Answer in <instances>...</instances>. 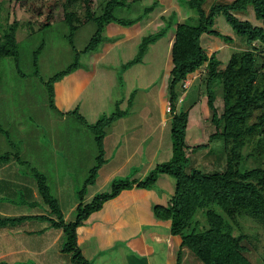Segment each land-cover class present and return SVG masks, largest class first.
Segmentation results:
<instances>
[{"label":"rangeland","instance_id":"rangeland-1","mask_svg":"<svg viewBox=\"0 0 264 264\" xmlns=\"http://www.w3.org/2000/svg\"><path fill=\"white\" fill-rule=\"evenodd\" d=\"M65 1L67 0H59L54 11L55 20H51L48 26L40 27L36 18L19 6L18 0H0V7H3L0 8V18L7 23L9 39L16 41L19 51V61L14 55L0 57V125L5 129V132L0 130V154L9 150L21 151L19 158L13 155L9 162V165L16 168V178L13 177L15 173L9 171L10 167L8 169L3 165L5 163H0V176L10 181L8 183H12L13 189L11 190V185L4 190L0 188V209L9 210L10 214L40 209L46 212L48 209L39 193L37 178H34L37 169L46 175L50 191L57 197L64 215L69 214L70 219L74 218L76 206L69 212L70 206L79 202L77 190L83 187L98 154L90 125L76 113L70 112L78 106V111L86 117L89 124L96 122L103 113L118 111V107L124 112L127 110V114L119 118L118 122L109 125L116 135L115 140L133 142L138 136H145L144 143L140 145L143 149L150 144L153 145L150 152L160 148L155 155L148 150L142 152L144 156L138 158L139 163L123 166L121 171L113 172L112 178L104 180L103 185H100L109 168H114L117 157L116 154L113 155L115 145H112L111 138L105 137V157L108 161L100 169L95 182L87 186L88 194L85 199L89 191L95 194L109 190L114 177L143 178L147 169L156 164L152 160L154 156L156 161H165L172 155V114L165 109L170 99L168 83L172 66L171 37L175 32L171 28L159 38L153 34L165 25L162 15H170L175 11L179 20H186L188 9L185 0H159V5L153 11L129 26L109 22L104 31L106 37L95 51H82L95 33L94 20L79 24L72 34L73 43L69 40L71 30L62 20ZM103 1L89 0L88 3L92 10H97ZM153 1L155 0H135L130 5L119 7L116 14L123 18H134L142 14L145 5ZM214 1L228 0H207L206 7ZM80 12L81 16L85 14L82 9ZM238 15L254 23L261 22L253 10L248 14ZM215 28L223 34L233 33L231 25L222 14L217 16ZM150 35L155 39L144 46L147 51L139 50L140 43ZM202 43L209 53L213 49H219V56L225 61L234 51L231 45L227 46L225 38L215 35L204 34ZM76 53L79 56V68L75 73L67 74L59 80L58 86L56 83L55 101H59L58 107L65 111V116L62 117V112L50 107L45 82L74 63ZM35 58L37 65L34 64ZM135 58L137 62L133 63ZM129 61L130 64L127 65ZM189 78L191 84L185 91L180 92L179 85L176 89L177 94L181 93V97L185 99L178 104L179 107H190L193 104L186 139L189 145L210 142L211 134L216 132L218 126L223 127V122L219 125L213 120V109L208 104L206 69L190 73ZM77 82H85V85L76 94L74 85ZM65 96L71 99L69 108L68 104H62ZM215 96L217 109L222 111L220 87L215 88ZM129 102L132 105L128 107ZM135 102L138 109L133 108ZM165 117L166 124L163 122ZM124 123L131 128L126 130L125 126L122 127ZM137 123L143 127H137ZM214 143L216 142L212 141L208 148L204 145L197 151L190 150L191 161H197V165H204L208 170L221 167L224 160L214 150L218 148ZM23 179L29 186L27 189H36L39 193L36 197L30 192L31 197H28L26 188L18 185L22 184ZM153 188L155 194L148 197L147 205L151 202L164 204L175 191V180L168 174H161ZM24 198L36 207L25 206L27 204L22 203L25 202ZM48 224L47 220L33 217L15 227H2L0 260L5 264H75L70 253L61 251L63 232L54 240L61 229H45ZM114 226L105 225L104 231L99 227L101 232L94 229V233L80 245L92 264H129V257L137 255L138 249L122 236L127 229ZM128 230L131 232L132 228ZM258 232V248L252 247L250 251L252 264H264V229L259 228ZM169 234V224L156 226L154 244L162 259L173 264L177 261L178 242L174 241L171 247L173 250H168L166 239ZM181 254L183 264H204L188 247H184Z\"/></svg>","mask_w":264,"mask_h":264},{"label":"trees","instance_id":"trees-1","mask_svg":"<svg viewBox=\"0 0 264 264\" xmlns=\"http://www.w3.org/2000/svg\"><path fill=\"white\" fill-rule=\"evenodd\" d=\"M134 1L104 0L97 10H92L89 0L65 1L62 20L71 30L69 40L73 43L72 34L79 24L94 20L95 33L82 51H95L106 37L104 31L109 22L132 25L160 3L155 0L145 5L143 13L134 18L117 16L119 7ZM206 1L185 0L188 9L186 20H179L175 11L170 15H162L165 25L153 34L159 38L171 28L175 32L171 44L172 66L168 83L171 110L166 109L172 114L171 157L156 161L154 167L143 174V178L114 177L109 190L96 192L90 200H86L87 186L95 182L100 169L108 161L104 146L106 128L128 111L124 112L118 107V111L103 113L96 122L89 124L77 107L70 112L76 113L90 125L98 154L83 187L77 190L79 202L75 207L74 218L66 220L57 197L50 191L46 175L36 169L34 178H37L39 193L48 209L38 214H0V229L8 225L15 227L33 217L47 220V228L55 227L63 231L61 251L70 253L75 264H92L78 242V227L123 190L134 186L151 189L161 174H168L175 180V191L167 204H154L153 212L158 220L169 221L170 233L179 241L177 261L173 264H183L181 253L184 247L190 248L204 264H252L250 251L252 247L258 248V229H264V0L214 1L208 8ZM18 2L23 10L36 18L40 27L48 26L51 20H55L54 11L59 0ZM81 9L85 13L83 16L80 14ZM252 10L260 23L238 15L248 14ZM221 14L231 25L233 33L223 34L215 28L216 18ZM6 25L0 18V57L14 55L19 61L16 41H10ZM204 34L225 38V42L234 48L228 60L219 56V49L211 53L207 51L202 43ZM153 35L143 39L139 50L147 51L144 46L155 39ZM75 57L74 63L45 82L53 109H58L55 104V82L79 68L78 53ZM135 62L136 58L133 60ZM34 64H38L37 58ZM202 68L207 73L206 89L208 104L213 109V120L219 125L223 122V127L218 126L216 132L211 134L210 142L189 145L186 136L193 104L179 107L178 104L185 99H180L182 94H177L176 89L179 85L180 92L185 91L188 87L183 86V79ZM217 87L222 89V111H218L215 103ZM130 105L129 102L128 107ZM0 130L5 132L1 125ZM212 141L217 143L214 144L218 148L214 150L224 160V164L208 170L204 165H197V161H191L190 150L197 151L204 145L208 148ZM13 155L19 158L20 151L1 153L0 163L11 159ZM0 264L5 263L0 260Z\"/></svg>","mask_w":264,"mask_h":264},{"label":"crops","instance_id":"crops-1","mask_svg":"<svg viewBox=\"0 0 264 264\" xmlns=\"http://www.w3.org/2000/svg\"><path fill=\"white\" fill-rule=\"evenodd\" d=\"M174 40V34L171 37V44ZM227 46H229V44L227 43ZM217 49H213V51H215ZM212 51V52H213ZM78 71V70H77ZM75 73V72H74ZM73 74V73H72ZM59 81V80H58ZM58 81L55 82L54 88H55V97L57 99V86H58ZM69 81V79H67V82ZM57 83V86H56ZM70 83V81H69ZM85 85L84 83H80L77 82L75 83V87H74V91L77 94L76 91L81 90L82 85ZM65 85V84H63ZM70 85V84H69ZM75 94V97H76ZM76 99V98H75ZM59 102V101H58ZM55 104L57 106V108L59 109L60 112H63L62 117L65 116V111L60 109L59 103ZM71 99L69 97H64V100L62 102L63 105L68 104V108L70 105ZM58 104V105H57ZM137 103L135 102L133 108L134 109H138L137 108ZM78 110H79V106H78ZM166 110V109H165ZM132 114V113H130ZM125 118V117H123ZM118 122V119L115 120L114 122ZM163 122L166 124L167 120L166 117L163 118ZM127 124H123L122 127L127 129H130L131 126H126ZM120 124L118 125L119 128ZM137 127H143V125H140L137 123L136 125ZM109 127V126H108ZM106 128V136L105 137H110L111 141H112V145H115L114 148V154L117 155V157H115V162H114V168L110 169L107 173H105V177L102 178L103 182L100 185H103L104 180H108L109 178H112L113 176V172L115 171H121L123 166L125 165H129V163H139L140 161L138 160V158H141L142 156H144L142 154V152H146V150H148L149 153L155 155L158 154L157 151L158 149L160 150V148L155 149L154 152H150L149 149L153 146V145H146L144 146H140L142 143H144L143 139L145 136H138L137 140H126V141H116L115 140V133L112 132V129ZM171 127V126H170ZM135 138V137H134ZM140 138H142V140H140ZM105 139L104 138V145H106L105 143ZM161 145V144H159ZM146 147V148H145ZM160 147V146H158ZM106 152V150H105ZM21 153V151H20ZM146 158V156H145ZM156 156L153 157V161L156 162L155 160ZM11 159L7 160L6 162H4L5 164H3L6 168L9 169L10 172H12L14 175L13 177H15V175H18L16 172V168H13V166L9 165ZM152 163V162H151ZM2 164V163H1ZM2 165V167H3ZM107 169V168H106ZM106 171V170H105ZM9 172V173H10ZM2 176H0V188H2L3 190L5 188H8L10 185L11 190L12 189V183H8V181ZM10 182V181H9ZM27 181H25V179H23L22 184H18L21 186H24L26 188V190L28 191V197H31L29 195V192L36 197L37 195V191L36 189L31 191V189H27V187H29L28 185H26ZM155 188H151V189H146V188H138L136 186H134L133 188L130 189H126L123 190L121 192V194H119L117 197L110 199L108 201L105 202L104 206L92 213L89 218L85 221V224L81 225L78 227V242L81 245L83 242H85L87 240V238L93 234L94 229H98L100 230V228L103 229V231L105 230L104 227L105 225L108 226H114L115 224V228H123V229H127L126 232H124L122 234L123 237L127 238L129 240V243L138 249L137 255H131L129 257V264H168L166 260H163L162 257L160 256V254L157 252L158 250L155 247L154 242L156 241L155 239V227L156 226H161L163 224H170L169 221H162V220H158L153 212V206L156 203H149V205H147V201L149 196H152L155 194V192L153 191ZM15 191V190H14ZM36 191V192H35ZM12 192V191H11ZM92 192V191H91ZM91 192L89 191V195L87 197L86 200H90L93 196V194H91ZM39 194V193H38ZM158 199V196L156 197ZM170 198H168V200H166L164 202V204H167ZM162 200V199H161ZM22 203H26L27 205L25 206H30L32 205V207H36V205H33L32 203H28L27 201L22 202ZM78 202H76L75 204H73L72 206H70L69 212L72 210L73 207L77 206ZM119 211H122L120 214H117ZM68 212V213H69ZM100 212V213H99ZM38 213H45L43 209H40L39 211H27V212H11L12 215H21V214H38ZM96 213V214H95ZM0 214H7V215H11L9 210H2L0 209ZM125 214V216L123 215ZM133 214V215H132ZM123 217V219H122ZM66 220H69V214L65 215ZM114 224V225H113ZM48 227V226H47ZM45 226V228H47ZM100 227V228H99ZM131 232L128 229H131ZM62 229L59 230V233L56 234L54 240L56 241L58 239V237L60 236V234H62ZM101 232V230H100ZM167 244H168V250H173L171 247L173 246L172 244H174L175 242H178V245L176 246V248L179 246V241L176 240L172 234L167 235ZM107 242H110V240H108ZM171 244V245H169ZM166 249V250H167Z\"/></svg>","mask_w":264,"mask_h":264},{"label":"built area","instance_id":"built-area-1","mask_svg":"<svg viewBox=\"0 0 264 264\" xmlns=\"http://www.w3.org/2000/svg\"><path fill=\"white\" fill-rule=\"evenodd\" d=\"M189 84H191V83H190V78H189V75H187V77H185V78L183 79V86H184V87H189V86H190ZM182 98H183V97H181L180 99H182ZM166 109H167L168 111L171 110L170 103H168Z\"/></svg>","mask_w":264,"mask_h":264}]
</instances>
